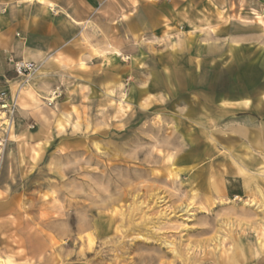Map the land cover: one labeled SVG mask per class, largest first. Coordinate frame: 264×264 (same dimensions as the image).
Returning <instances> with one entry per match:
<instances>
[{"label": "rangeland", "instance_id": "obj_1", "mask_svg": "<svg viewBox=\"0 0 264 264\" xmlns=\"http://www.w3.org/2000/svg\"><path fill=\"white\" fill-rule=\"evenodd\" d=\"M262 81L264 0H0V260L264 264Z\"/></svg>", "mask_w": 264, "mask_h": 264}, {"label": "crops", "instance_id": "obj_2", "mask_svg": "<svg viewBox=\"0 0 264 264\" xmlns=\"http://www.w3.org/2000/svg\"><path fill=\"white\" fill-rule=\"evenodd\" d=\"M116 53H118V52H116ZM230 80L233 81L234 84L236 85V83H237V81H235L236 79L234 80V79L230 78ZM230 80H229L228 86L226 87L228 93L234 87V85L231 84ZM242 81H243V79H242ZM242 81H241V83H244ZM210 90L213 93H220L224 90V87L219 85V84L218 85H212V88ZM237 90L239 93H241L243 95V97H240L239 101L237 99H232V100H234L232 102L233 106L231 108H229V110L231 109L230 111H232V112L246 111V112L253 113L259 117H264V102H263V100H261L264 97L262 96V98H259L260 99L259 104L261 106L260 105L257 106L258 108L253 107L255 104L254 101H253V103L251 102L250 106H249L248 103L250 101H249V99L246 98V96L249 95L250 99L252 98V100H253L256 97L253 94H258L260 92H263L262 94H264V81H262L259 86H251V85H245L244 84V86L243 85L239 86ZM195 91L198 92V86H196ZM233 98H235V97H233ZM240 102H243L244 106L243 105L238 106V103H240ZM234 118H236V117H234ZM233 126L236 127L233 129V132L235 134L239 133L244 137H247L249 135V138H250L249 141L251 142L250 145L253 147L252 149L260 150L261 152L259 151L258 153L261 154L262 158H263L264 157V153H263L264 152V146L261 142V139L264 138L263 137L264 133L263 134L261 133L260 125L255 124L252 121H250L249 119L243 117V118H236L235 124ZM3 258L1 260L4 261L5 264H8V262H9V264H11L10 260L7 262Z\"/></svg>", "mask_w": 264, "mask_h": 264}, {"label": "built area", "instance_id": "obj_3", "mask_svg": "<svg viewBox=\"0 0 264 264\" xmlns=\"http://www.w3.org/2000/svg\"><path fill=\"white\" fill-rule=\"evenodd\" d=\"M15 69L17 71L18 74L20 75H28L30 76L32 74V72L34 71V65L32 63H29V62H17L15 64ZM4 99V94L1 93L0 94V101H3Z\"/></svg>", "mask_w": 264, "mask_h": 264}, {"label": "bare ground", "instance_id": "obj_4", "mask_svg": "<svg viewBox=\"0 0 264 264\" xmlns=\"http://www.w3.org/2000/svg\"><path fill=\"white\" fill-rule=\"evenodd\" d=\"M5 122V121H4ZM222 131V130H221ZM258 145V144H257ZM264 158V157H263ZM263 160V159H262ZM264 163V162H263ZM264 165V164H263ZM245 189H248L247 185L245 186ZM0 264H5L4 261L0 260Z\"/></svg>", "mask_w": 264, "mask_h": 264}]
</instances>
